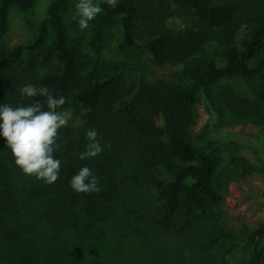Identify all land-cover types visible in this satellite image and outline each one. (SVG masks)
Returning a JSON list of instances; mask_svg holds the SVG:
<instances>
[{"label":"trees","instance_id":"1","mask_svg":"<svg viewBox=\"0 0 264 264\" xmlns=\"http://www.w3.org/2000/svg\"><path fill=\"white\" fill-rule=\"evenodd\" d=\"M34 2L0 0V103L30 104L20 89L34 84L66 98L60 111L72 102L87 115L59 130L54 155L61 160V175L52 185L24 175L0 140V264H143L147 253L152 264H159L150 249L152 238H144L140 224V230L131 226L137 200L128 174L140 158L139 180L154 203L147 221L156 236L185 234L194 225V208L203 215L205 204L217 206L222 200L223 178L231 175L222 169L221 145L200 150L188 132L189 116L177 103L181 99L182 105L193 106L205 92L219 114L238 112L243 118L244 103L251 120L259 115L253 104L223 95L219 85L234 77L264 76V0H173L175 10L193 23L189 35H172L159 26L161 14L170 10L158 2L152 10V35L142 44L135 40L138 2L118 0L115 8L102 4L104 12L120 19V48L140 47L155 64L176 67L188 81L183 86L178 78L153 87L141 78L131 88H125L121 69L108 75L97 72L91 60L86 64L66 26L68 0L50 1L28 43L2 47L10 9L26 11ZM258 96L264 102V85ZM159 113L162 127L154 122ZM88 129L97 130L105 158H78ZM120 159L125 165L117 172ZM85 165L99 177V193L77 194L69 187L70 178ZM158 166L166 167V173ZM263 236L264 224L246 235V242L254 259L264 264ZM208 256L206 264H224L216 251L209 249Z\"/></svg>","mask_w":264,"mask_h":264},{"label":"rangeland","instance_id":"2","mask_svg":"<svg viewBox=\"0 0 264 264\" xmlns=\"http://www.w3.org/2000/svg\"><path fill=\"white\" fill-rule=\"evenodd\" d=\"M50 1L35 0L26 11L18 6L12 7L9 11L8 30L1 41V46L12 48L28 43L46 17V9ZM76 2L77 0H68L65 12L66 26L74 45H77L84 56L86 64L91 60L89 63L96 68L97 72L108 75L121 69L125 88L133 87L141 78L149 80V84L153 87L166 86L173 80L179 81L178 78L183 79L181 85H188V81L184 80L185 77L177 74L176 67L155 64L152 56L144 49L120 48L121 30L118 16H110L103 11L91 23L88 30L81 31L74 19ZM136 2L140 6L135 38L138 44H142L152 35L150 30L154 22L152 10L157 9L158 2L170 10L168 15L161 14L164 20L159 26L166 32L172 35L177 33L189 35L194 29L193 23L175 10L176 3L173 0H136ZM263 85L264 76L254 79L234 77L223 80L219 85L224 92L223 95L243 99L253 104V111H259L257 119L254 120L248 116L249 111H243L244 103L240 104L243 109H241L243 118L239 117L238 112L233 116L227 112L219 114L205 92L198 94L197 102L193 106L182 105L181 99H178L177 108L184 109L189 116L188 132L195 143L203 151L213 149L220 144L222 169L231 175L230 179L223 178L225 182L220 190L222 200L217 206L205 204L203 215L200 214L202 209L194 208V225L185 234L176 236L170 231V233L156 236L152 233L147 216L154 203L151 202L152 195L144 186H141L142 179L139 180L141 159L139 158L138 164L137 162L134 164L129 174L126 173L131 175L127 183L135 187L134 196L137 200L133 205L135 211L134 214L132 213L131 226L136 229L140 224L144 238L145 235L152 238L149 244L150 249L159 256V264H206L210 261L209 249L216 251L218 259L224 264H263L254 259L252 249L246 242V235L248 236L253 229L264 224V102L258 96V90ZM216 91L218 87L210 94L211 97L215 96ZM64 114L73 125L79 120L82 121L87 115L81 105H74L72 102L65 109ZM154 122L158 127H162L163 116L160 113L157 114ZM163 140L165 136H162ZM100 156L105 158V153L102 152ZM123 165L125 163L123 159H120L117 172ZM144 165L145 163L143 167ZM158 167L161 173H166V167ZM182 205L184 211L185 202ZM138 215L142 218L138 219ZM199 215H201L200 218ZM133 228H131L132 231ZM260 242L264 247V236ZM147 255L148 259L144 263L152 264L151 255L149 253Z\"/></svg>","mask_w":264,"mask_h":264},{"label":"clouds","instance_id":"3","mask_svg":"<svg viewBox=\"0 0 264 264\" xmlns=\"http://www.w3.org/2000/svg\"><path fill=\"white\" fill-rule=\"evenodd\" d=\"M102 4L115 8L118 0H77L74 19L81 31L88 30L91 23L103 13ZM22 98H30V104L12 106L0 103V140L11 150L15 165L21 172L52 185L61 175V160L55 157L60 144L59 130L67 127L69 120L63 111L66 98L53 94L48 86L27 84L21 87ZM43 97L44 102L40 99ZM97 130L85 132V150L79 153L80 160L99 156L103 146L96 139ZM69 187L77 194H92L101 191L100 179L88 166H82L70 178Z\"/></svg>","mask_w":264,"mask_h":264}]
</instances>
